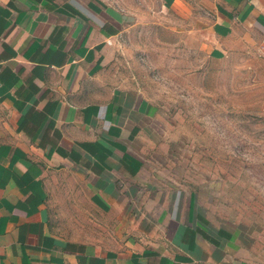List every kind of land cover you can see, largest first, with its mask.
Here are the masks:
<instances>
[{
  "label": "crops",
  "instance_id": "0c3cea01",
  "mask_svg": "<svg viewBox=\"0 0 264 264\" xmlns=\"http://www.w3.org/2000/svg\"><path fill=\"white\" fill-rule=\"evenodd\" d=\"M157 1L204 25L208 61L264 59V0ZM116 12L0 0V264H250L190 197L137 226L133 144L149 104L108 69Z\"/></svg>",
  "mask_w": 264,
  "mask_h": 264
},
{
  "label": "rangeland",
  "instance_id": "374dc122",
  "mask_svg": "<svg viewBox=\"0 0 264 264\" xmlns=\"http://www.w3.org/2000/svg\"><path fill=\"white\" fill-rule=\"evenodd\" d=\"M101 3L118 11L108 69L149 104L133 144L144 165L131 193L137 226L165 214L161 200L190 197L239 257L264 264V59L208 61L204 25L192 31L157 0Z\"/></svg>",
  "mask_w": 264,
  "mask_h": 264
}]
</instances>
